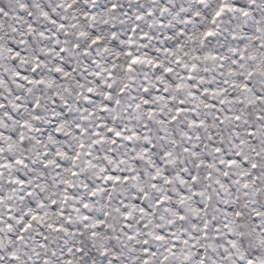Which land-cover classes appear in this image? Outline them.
Returning <instances> with one entry per match:
<instances>
[{"label": "snow or ice", "instance_id": "snow-or-ice-1", "mask_svg": "<svg viewBox=\"0 0 264 264\" xmlns=\"http://www.w3.org/2000/svg\"><path fill=\"white\" fill-rule=\"evenodd\" d=\"M0 264H264V0H0Z\"/></svg>", "mask_w": 264, "mask_h": 264}]
</instances>
